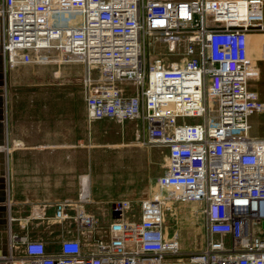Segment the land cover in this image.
Listing matches in <instances>:
<instances>
[{
  "label": "built area",
  "instance_id": "1",
  "mask_svg": "<svg viewBox=\"0 0 264 264\" xmlns=\"http://www.w3.org/2000/svg\"><path fill=\"white\" fill-rule=\"evenodd\" d=\"M0 16L6 67L80 62L88 119H138L140 142L167 149L139 218L125 217L128 199L115 200L118 217L96 250H83L77 235L48 251L10 228L17 239L4 261L164 264L171 254L196 264H264V134L250 132L264 99L250 87L248 58L249 35L264 31V0H0ZM151 46L162 54L151 56ZM175 201L201 203L198 251L183 254L178 232L165 231ZM52 217L73 218L78 233L96 222L68 199ZM18 241L24 254L14 258Z\"/></svg>",
  "mask_w": 264,
  "mask_h": 264
},
{
  "label": "crops",
  "instance_id": "2",
  "mask_svg": "<svg viewBox=\"0 0 264 264\" xmlns=\"http://www.w3.org/2000/svg\"><path fill=\"white\" fill-rule=\"evenodd\" d=\"M260 33L262 32L257 34ZM262 45L263 41L261 43ZM79 64L81 67L78 66ZM71 67H80V71L75 72L80 73L79 75L81 77L82 64L80 62H75L74 66L70 65L58 68L55 71V77L58 78L60 75L64 77L61 80L50 82V84L59 86L56 91L48 94L44 92L43 94L30 92L24 94H7L6 73L7 190L9 215L11 221L14 219L18 220L22 227H27L34 222H49L50 220L58 223L72 222L74 225L67 228L62 233V237H74L78 235L81 238L83 250L88 251L97 249L96 238L98 236L94 230L95 226L93 228L92 226H82L80 228L82 231L78 233V226L73 218L57 221L52 217L55 204L61 200H72L80 204L81 209L90 214L87 209L90 207V201L103 204L104 201L110 200L111 196L109 197L110 194L108 192L103 190L96 191L93 188V173L97 175L98 123L114 121L119 124L121 129H124L125 126L123 123L127 120L132 121L133 128L139 137H141L142 128L138 119H126L124 121H117L111 118L89 120L86 113L80 77L78 82L79 86L71 82L69 76L71 74V71H69ZM250 87L259 94L256 88L251 85ZM165 150L167 152L166 148ZM83 184H85L88 195L85 200L80 198V194L83 192ZM149 192L150 190H146L140 196L128 192L127 195L118 197L115 200L128 199L130 201V207L125 213V217L138 219L139 203ZM24 202L31 204L27 208L25 215L21 213V208L17 204ZM194 203L201 208L200 202ZM113 206L114 204L112 203L109 210L110 217L107 218L108 222L104 226L105 237H107V225L114 218L118 217L113 216ZM46 209L47 211H51L48 217L44 216ZM189 213L192 214V211ZM174 230L177 231V229ZM165 231L167 234L173 232L167 228L166 222ZM12 233L18 236L25 234L31 237L28 231L18 234L12 230ZM43 241L45 242V240ZM58 247L59 243H56L54 246L50 245L47 247V250L57 251ZM175 262H186V260L184 258H178L175 255L166 254L164 264H172Z\"/></svg>",
  "mask_w": 264,
  "mask_h": 264
},
{
  "label": "rangeland",
  "instance_id": "3",
  "mask_svg": "<svg viewBox=\"0 0 264 264\" xmlns=\"http://www.w3.org/2000/svg\"><path fill=\"white\" fill-rule=\"evenodd\" d=\"M264 31L260 34H250V68L256 74L250 79V85L259 91V95L264 98ZM263 39V40H262ZM263 41V45L261 43ZM151 56L161 55L162 47H150ZM166 59L167 57L164 56ZM178 55H170L166 60H178ZM75 62H45L27 61L19 62L7 67V94H24L27 92L34 94L51 93L57 90L59 85L50 84L51 81L61 80L64 76L55 77V71L63 66H74ZM78 66L81 67L79 64ZM78 68H70V78L73 84L79 86L80 71ZM54 78V79H53ZM252 129L254 135H261L264 132V112L255 113L251 116ZM124 129L114 121H104L98 123L97 131V172L93 173V188L98 191L108 192L111 198L104 203L90 201L87 208L96 219L94 230L98 237H105L104 226L108 222L109 210L116 198L127 195L128 192L140 196L142 192L152 189V181L164 169L165 147L157 145H144L140 143V137L133 128L132 121L123 123ZM140 125V123H139ZM125 142V143H120ZM123 144V145H122ZM103 185V186H102ZM20 197V196H18ZM113 197V198H112ZM21 208V213L25 215L30 203H17ZM87 207V206H86ZM49 210V209H48ZM192 211V214L189 212ZM51 211H47L44 216L48 217ZM51 218V217H49ZM53 219V218H51ZM165 222L170 230L177 229L181 251L183 254L190 251H198L204 245L205 238V216L201 208L194 202H174L172 208L165 212ZM74 224L63 222H39L31 223L27 227H22L18 220L11 221L10 226L13 232L20 234L28 231L30 238L43 239L49 247L59 243L62 233ZM264 236V228L261 230ZM24 244L22 241L15 243L12 253L14 258L24 254ZM185 256V255H183ZM0 264H10L0 258ZM170 264V263H169ZM172 264H194L188 261L175 262Z\"/></svg>",
  "mask_w": 264,
  "mask_h": 264
},
{
  "label": "water",
  "instance_id": "4",
  "mask_svg": "<svg viewBox=\"0 0 264 264\" xmlns=\"http://www.w3.org/2000/svg\"><path fill=\"white\" fill-rule=\"evenodd\" d=\"M1 16H0V258L9 253L11 240L17 239V235L12 237L10 231L9 199L7 190V164L8 150L6 141V73L7 67L4 62L1 46ZM113 216H118V211L113 212ZM264 228V219L261 222Z\"/></svg>",
  "mask_w": 264,
  "mask_h": 264
},
{
  "label": "bare ground",
  "instance_id": "5",
  "mask_svg": "<svg viewBox=\"0 0 264 264\" xmlns=\"http://www.w3.org/2000/svg\"><path fill=\"white\" fill-rule=\"evenodd\" d=\"M249 54H250V35H249V45H248V58H250V55H249ZM83 191H84V192H87V191H86L85 184H83Z\"/></svg>",
  "mask_w": 264,
  "mask_h": 264
}]
</instances>
